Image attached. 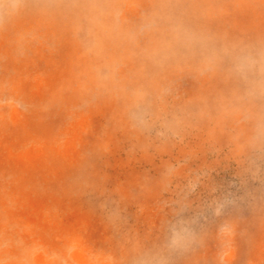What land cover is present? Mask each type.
<instances>
[{"label": "rangeland", "instance_id": "obj_1", "mask_svg": "<svg viewBox=\"0 0 264 264\" xmlns=\"http://www.w3.org/2000/svg\"><path fill=\"white\" fill-rule=\"evenodd\" d=\"M0 264H264V0H0Z\"/></svg>", "mask_w": 264, "mask_h": 264}]
</instances>
